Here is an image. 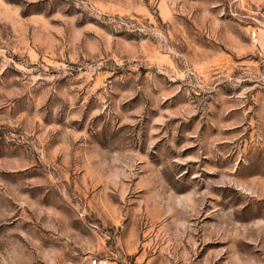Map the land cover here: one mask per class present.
<instances>
[{
	"label": "rangeland",
	"instance_id": "obj_1",
	"mask_svg": "<svg viewBox=\"0 0 264 264\" xmlns=\"http://www.w3.org/2000/svg\"><path fill=\"white\" fill-rule=\"evenodd\" d=\"M97 250L264 264V0H0V264Z\"/></svg>",
	"mask_w": 264,
	"mask_h": 264
},
{
	"label": "built area",
	"instance_id": "obj_2",
	"mask_svg": "<svg viewBox=\"0 0 264 264\" xmlns=\"http://www.w3.org/2000/svg\"><path fill=\"white\" fill-rule=\"evenodd\" d=\"M106 259L98 256H91L85 263L83 264H106Z\"/></svg>",
	"mask_w": 264,
	"mask_h": 264
},
{
	"label": "crops",
	"instance_id": "obj_3",
	"mask_svg": "<svg viewBox=\"0 0 264 264\" xmlns=\"http://www.w3.org/2000/svg\"><path fill=\"white\" fill-rule=\"evenodd\" d=\"M96 252H99V251L97 250ZM96 252H93V255L94 256H95V254H98V255L101 254V252H99V253H96ZM108 264H119L118 261L115 258V255L114 256H111V258L108 260Z\"/></svg>",
	"mask_w": 264,
	"mask_h": 264
}]
</instances>
